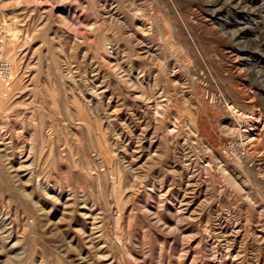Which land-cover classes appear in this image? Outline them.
Here are the masks:
<instances>
[{"label": "rangeland", "instance_id": "rangeland-1", "mask_svg": "<svg viewBox=\"0 0 264 264\" xmlns=\"http://www.w3.org/2000/svg\"><path fill=\"white\" fill-rule=\"evenodd\" d=\"M0 40V264H264V0H0Z\"/></svg>", "mask_w": 264, "mask_h": 264}, {"label": "built area", "instance_id": "built-area-1", "mask_svg": "<svg viewBox=\"0 0 264 264\" xmlns=\"http://www.w3.org/2000/svg\"><path fill=\"white\" fill-rule=\"evenodd\" d=\"M1 46L2 44L0 40V80L9 78L10 72L12 70L11 63L4 57H2Z\"/></svg>", "mask_w": 264, "mask_h": 264}, {"label": "bare ground", "instance_id": "bare-ground-1", "mask_svg": "<svg viewBox=\"0 0 264 264\" xmlns=\"http://www.w3.org/2000/svg\"><path fill=\"white\" fill-rule=\"evenodd\" d=\"M2 81V80H1ZM4 82H5V80H4ZM16 84V83H15ZM77 100V99H76ZM76 103V102H75ZM1 104V103H0ZM38 125V124H37ZM39 141V140H38Z\"/></svg>", "mask_w": 264, "mask_h": 264}]
</instances>
